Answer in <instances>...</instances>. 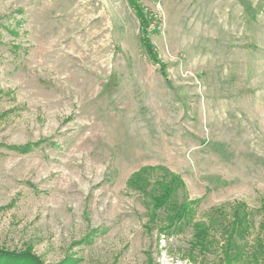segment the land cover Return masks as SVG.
I'll return each instance as SVG.
<instances>
[{
    "label": "rangeland",
    "instance_id": "obj_1",
    "mask_svg": "<svg viewBox=\"0 0 264 264\" xmlns=\"http://www.w3.org/2000/svg\"><path fill=\"white\" fill-rule=\"evenodd\" d=\"M137 1L144 35L129 0H0V251L226 264L240 208L233 264H249L264 222V0ZM167 172L183 186L155 210ZM173 203L193 213L171 222Z\"/></svg>",
    "mask_w": 264,
    "mask_h": 264
},
{
    "label": "trees",
    "instance_id": "obj_2",
    "mask_svg": "<svg viewBox=\"0 0 264 264\" xmlns=\"http://www.w3.org/2000/svg\"><path fill=\"white\" fill-rule=\"evenodd\" d=\"M130 6L135 12L136 16L140 21L141 31L144 35L147 32L150 21L145 15L141 5L137 0H129ZM143 42L148 47L147 49L150 51V45L147 44L145 37H143ZM155 58V57H154ZM149 173V169H143L142 172L137 174L133 180L136 183L142 182L144 180V175ZM168 173V172H167ZM166 178H169V182H161L160 190L161 194L154 197V208L155 210H159L166 205L170 204L171 199L173 197L176 186H183V183L179 177L173 175L172 173H168ZM133 182V181H132ZM171 215L169 216V220L171 222H181L183 219H188L190 214L193 213L191 206L187 205H178L176 203L171 204ZM245 213V212H244ZM226 229L227 240L223 249V256L226 264H233L239 259L242 258L243 252L240 244L237 243L236 236L243 237L244 233L250 229V224L247 218V214L244 215L240 212V208H236L234 211V219L230 223ZM196 244L199 245L203 249H208L212 245V240H209V235L207 230H199L196 233ZM258 237H260L261 241L255 244V248L257 250L251 254L253 256L247 257L249 259V264H264V222L260 225V230ZM254 248V249H255ZM247 255V254H246ZM244 258V256H243ZM246 258V259H247ZM0 264H42L40 260L33 254L30 253H11L0 251ZM62 264H67L66 262Z\"/></svg>",
    "mask_w": 264,
    "mask_h": 264
}]
</instances>
